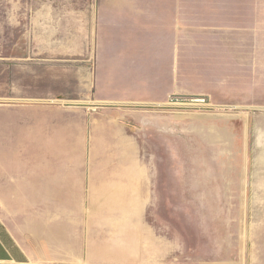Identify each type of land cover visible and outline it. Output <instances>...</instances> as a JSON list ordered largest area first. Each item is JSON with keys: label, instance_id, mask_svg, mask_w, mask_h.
<instances>
[{"label": "crops", "instance_id": "0c3cea01", "mask_svg": "<svg viewBox=\"0 0 264 264\" xmlns=\"http://www.w3.org/2000/svg\"><path fill=\"white\" fill-rule=\"evenodd\" d=\"M260 32L264 0H0L4 143L18 121L36 123L27 143L52 125V158L64 161L54 171L83 172L52 216H0V264L155 258L142 244L154 173L126 113L236 87L242 73L248 97V67L260 64L248 34Z\"/></svg>", "mask_w": 264, "mask_h": 264}, {"label": "rangeland", "instance_id": "374dc122", "mask_svg": "<svg viewBox=\"0 0 264 264\" xmlns=\"http://www.w3.org/2000/svg\"><path fill=\"white\" fill-rule=\"evenodd\" d=\"M249 44L260 64L248 67V97L242 73L236 87L126 113L154 173L142 244L156 257L142 264H264V32L248 34ZM56 130H39V144L27 143L35 122L14 123L8 143L0 131L3 219L50 217L54 199L69 198L70 179L75 192L83 172L54 171L64 164L52 158Z\"/></svg>", "mask_w": 264, "mask_h": 264}, {"label": "bare ground", "instance_id": "6f19581e", "mask_svg": "<svg viewBox=\"0 0 264 264\" xmlns=\"http://www.w3.org/2000/svg\"><path fill=\"white\" fill-rule=\"evenodd\" d=\"M222 136H223V135H221V134L216 135V137L218 138L219 142L222 141V140H225V139H226V137H223V138H222Z\"/></svg>", "mask_w": 264, "mask_h": 264}]
</instances>
